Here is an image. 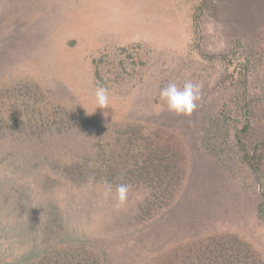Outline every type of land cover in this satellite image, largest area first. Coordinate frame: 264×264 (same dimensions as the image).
I'll use <instances>...</instances> for the list:
<instances>
[{
    "label": "rangeland",
    "instance_id": "374dc122",
    "mask_svg": "<svg viewBox=\"0 0 264 264\" xmlns=\"http://www.w3.org/2000/svg\"><path fill=\"white\" fill-rule=\"evenodd\" d=\"M245 113L264 141V0H0V264H264Z\"/></svg>",
    "mask_w": 264,
    "mask_h": 264
},
{
    "label": "clouds",
    "instance_id": "9594fccd",
    "mask_svg": "<svg viewBox=\"0 0 264 264\" xmlns=\"http://www.w3.org/2000/svg\"><path fill=\"white\" fill-rule=\"evenodd\" d=\"M160 99L166 104L170 113L180 117H191L198 107L202 98V86L194 83L192 80H186L182 85L170 82L166 87L160 90ZM110 98L108 90L102 86L97 87L94 97V112L96 109L109 108ZM93 112V113H94ZM107 116V113H104ZM113 185L105 182V195L111 194ZM130 186L126 183L115 185V206L122 208L128 201Z\"/></svg>",
    "mask_w": 264,
    "mask_h": 264
},
{
    "label": "trees",
    "instance_id": "16d2710c",
    "mask_svg": "<svg viewBox=\"0 0 264 264\" xmlns=\"http://www.w3.org/2000/svg\"><path fill=\"white\" fill-rule=\"evenodd\" d=\"M225 59L228 64L233 67L232 61L226 55ZM239 80L244 86L245 92H247V85L249 80L248 68L239 72H230L224 78V81H229L231 83H235ZM246 107L247 103H245V106H242V110H244V108ZM244 116H246L244 123L242 127L236 132L235 141L240 153L242 154L244 162L247 164V166L255 176L259 186L261 187L264 198V141L258 142L252 146L248 145V138L251 134L252 125L248 113H245ZM188 260L191 262V264H194L190 257H188ZM193 260L200 262L202 258L198 257L197 259V257L194 256Z\"/></svg>",
    "mask_w": 264,
    "mask_h": 264
}]
</instances>
